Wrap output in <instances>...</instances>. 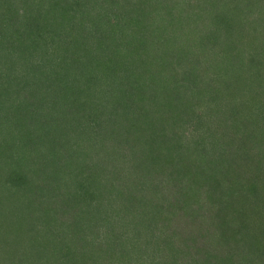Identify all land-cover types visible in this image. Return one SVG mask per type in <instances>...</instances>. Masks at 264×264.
Returning <instances> with one entry per match:
<instances>
[{"label": "trees", "instance_id": "obj_1", "mask_svg": "<svg viewBox=\"0 0 264 264\" xmlns=\"http://www.w3.org/2000/svg\"><path fill=\"white\" fill-rule=\"evenodd\" d=\"M263 5L0 0V68L20 86L34 80L24 108L7 109L0 124V167L9 166L0 203L12 214L0 219V264H171L170 246L182 264H256L246 246L238 255L214 248L242 233L237 224L226 234L238 219L264 245ZM29 56H49L48 72L24 67ZM0 72L9 105L11 78ZM27 131L72 132L66 143L83 144L63 150L67 163L54 173L64 185L41 179L38 190L34 172L20 170L25 156L12 144ZM135 134L155 135L141 160L125 162L123 139L135 154ZM223 203L238 219L215 217Z\"/></svg>", "mask_w": 264, "mask_h": 264}, {"label": "rangeland", "instance_id": "obj_2", "mask_svg": "<svg viewBox=\"0 0 264 264\" xmlns=\"http://www.w3.org/2000/svg\"><path fill=\"white\" fill-rule=\"evenodd\" d=\"M264 6V5H263ZM219 7V6H218ZM257 40V39H256ZM48 57H41V60L39 59H33L31 56L25 57L23 60L24 61L26 59V63L28 62L29 65H27L26 63H23L24 67H28L31 64H38L39 62H41V64L43 65L41 71H45L48 72V70L50 69L48 64ZM59 58V57H58ZM62 60V57L60 56V61ZM19 62L18 64H21L22 62ZM48 64V65H47ZM55 66L57 67L58 65L55 62ZM0 70L4 73V76L2 78V82H5V79H10V80H6L7 83H10L8 85H11V91L9 92V94L12 95V98L10 99L11 104L7 105V103H2L0 104V124L3 123V121H1L2 119V115L7 119L12 117V112H10L11 110L14 111V108H17L18 110H22V107L24 108V104H23V99L26 96L25 93V84H28L29 82L33 83L34 80H30V78H28V76H25L27 78L26 82L24 83L23 86H20L21 83L15 82L14 79H12L9 70L7 68H0ZM26 73L27 74V69ZM1 73V72H0ZM9 76V78L6 76ZM31 76H35L34 74L29 75ZM29 79V80H27ZM6 84V83H5ZM12 84H16L14 86H12ZM24 87V88H22ZM134 92V97H140V94L137 90H132ZM27 92V91H26ZM20 94L22 96H20ZM66 94V93H65ZM151 103V102H150ZM151 105L149 104L148 106L146 105V107L150 108L149 110H151V108H157L155 104L151 103ZM144 103H140L137 104L136 107L140 110L144 108ZM11 108V110H9L8 112H10L9 114H7L6 117V113L5 111H7V109ZM16 112V111H15ZM66 112L60 108V112L58 116H63L65 115ZM137 118V117H136ZM3 120V119H2ZM140 121L143 122L142 119H140ZM57 125V124H56ZM56 125L54 126V128L56 127ZM63 123H59L57 126V130H62ZM66 130V129H63ZM67 133V132H66ZM152 133V132H150ZM61 136L59 134H57V137H55V132L51 131V133L49 132L48 134H36L34 132L31 131H27L26 134H20L18 137L15 138V140H17L16 143L12 144L14 145L15 150H20L21 152L18 154H23L20 155V159L24 158V165L21 167L20 165V170L23 169L22 171H24V173L26 175H28L31 171L34 172V180L36 181V183L38 184V190H40L39 185L41 184V179L46 182V180L51 181V183L53 184L55 182V180L61 181V185H64L62 183V180L60 177H58V175H56L54 173V170L56 168H64L66 163H67V156H65V153L63 152V150L65 149H73L74 151L77 150V148L80 150L82 149L81 147L83 146L82 143L78 142L76 144V142L72 143L71 145L67 144L66 142H70L71 141V136H72V132L69 134H62V131L60 132ZM140 135H144V134H135L134 137L132 138L133 140L131 141V146L133 148H135V154L132 151V148L127 145V141L123 139V142L125 144V146L127 147V151L126 153L123 155V159L125 160V162H129L134 159V160H141V149H143L142 145L145 144H149L152 135L155 134H146L144 135V138H140ZM157 135V134H156ZM81 135L76 134L74 137V141H76V139H79ZM73 137V136H72ZM58 138V141H57ZM186 146H188L190 148V146L187 144ZM63 148V149H62ZM87 148V147H84ZM40 149H44V151H41ZM35 155V158H28V155ZM77 156H81L80 153H78ZM18 158V159H19ZM1 163V162H0ZM3 163V162H2ZM7 164H10V162H8ZM14 166L16 164L12 163ZM4 167H0V174H8L9 173V166L8 165H2ZM16 167H18L16 165ZM248 167H250V165H248ZM19 168V167H18ZM66 172V171H65ZM58 177V178H57ZM57 178V179H56ZM203 175L202 173H199V179H198V183H197V187L200 189V187L202 186V182H203ZM49 186H51V184L47 183ZM10 196L9 198H14L17 199L19 198V194L16 196H13L11 193H9ZM12 196V197H11ZM2 198V197H1ZM3 199V198H2ZM7 199H3V201L0 203V219L2 222H7L8 218L12 217L11 214V207L7 206L6 201ZM221 207H224L221 210H217L215 217L217 218V214H219V218L221 220H227V219H238L237 214H234L233 212H230L229 210H227L226 205L223 203V205ZM206 208V207H205ZM205 208H203V210H206ZM29 211V210H28ZM215 211V210H214ZM213 211V212H214ZM30 212V211H29ZM241 220V219H240ZM235 225L234 227L228 231L226 234L227 235H231L235 230L234 228L237 226V224L240 226L242 233L241 234H235L234 235V239L233 241L230 242V244H226V246H223L224 248H222L221 246H218L219 248H214L215 252L214 253H218V254H231L232 255H238V251H239V246H246L247 249L250 254H252V250L254 251L253 256L255 257L254 260L257 261L256 264H264V256L261 257V253H257L258 251H262L264 248V245L261 243L259 244V242H261L260 240H258L259 238L256 237V235L252 234V232L250 231L249 227L247 224L243 223L242 225L239 223V219L235 220ZM175 227V221H174V225H172ZM242 236L244 241H238L239 237ZM0 239H2V236L0 234ZM15 242H11L12 246H14ZM9 244V243H8ZM7 244V245H8ZM164 250L167 249V251L169 252V256L168 258L165 260V262L168 261V263L171 264H182V260L184 258H178L177 256H175L174 254V250H173V246L167 247V248H163ZM213 249V250H214ZM244 253V252H243ZM170 260V262H169ZM172 260V261H171ZM198 264H200L199 262H197Z\"/></svg>", "mask_w": 264, "mask_h": 264}]
</instances>
